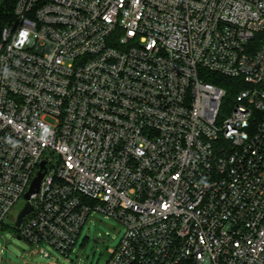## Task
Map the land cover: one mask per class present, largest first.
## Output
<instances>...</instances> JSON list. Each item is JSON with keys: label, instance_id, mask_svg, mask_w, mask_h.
Masks as SVG:
<instances>
[{"label": "built area", "instance_id": "1", "mask_svg": "<svg viewBox=\"0 0 264 264\" xmlns=\"http://www.w3.org/2000/svg\"><path fill=\"white\" fill-rule=\"evenodd\" d=\"M43 161L21 238L69 255L101 211L125 227L107 264H264V0H17L0 230Z\"/></svg>", "mask_w": 264, "mask_h": 264}, {"label": "rangeland", "instance_id": "2", "mask_svg": "<svg viewBox=\"0 0 264 264\" xmlns=\"http://www.w3.org/2000/svg\"><path fill=\"white\" fill-rule=\"evenodd\" d=\"M46 119L57 125L55 117ZM57 160L58 154L53 161ZM24 206L23 199L18 201L0 230V264H107L125 232L124 225L116 218L93 211L70 254L66 255L47 241L33 243L14 234V219Z\"/></svg>", "mask_w": 264, "mask_h": 264}, {"label": "trees", "instance_id": "3", "mask_svg": "<svg viewBox=\"0 0 264 264\" xmlns=\"http://www.w3.org/2000/svg\"><path fill=\"white\" fill-rule=\"evenodd\" d=\"M17 0H0V32L2 27L14 18V8ZM205 78L217 85L224 87L227 91V99H231L238 89L234 87V80L219 74L209 73ZM17 228L13 226V231Z\"/></svg>", "mask_w": 264, "mask_h": 264}, {"label": "water", "instance_id": "4", "mask_svg": "<svg viewBox=\"0 0 264 264\" xmlns=\"http://www.w3.org/2000/svg\"><path fill=\"white\" fill-rule=\"evenodd\" d=\"M45 161H43L41 163V170L38 172V175L34 178L33 182L31 183V186L29 188V190L27 191V193L25 194V199L27 200V203L25 204L24 208L20 211L16 222H15V227L19 228L21 226V223L24 219V217L31 213L33 211V206L30 203V199L31 196L35 193H37L40 189L42 180L45 176V171H43V169H45ZM19 239H21L20 236H17Z\"/></svg>", "mask_w": 264, "mask_h": 264}, {"label": "clouds", "instance_id": "5", "mask_svg": "<svg viewBox=\"0 0 264 264\" xmlns=\"http://www.w3.org/2000/svg\"><path fill=\"white\" fill-rule=\"evenodd\" d=\"M23 34V33H22Z\"/></svg>", "mask_w": 264, "mask_h": 264}]
</instances>
